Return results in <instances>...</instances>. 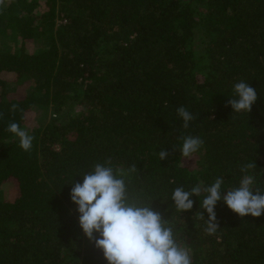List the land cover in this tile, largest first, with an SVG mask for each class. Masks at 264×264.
Instances as JSON below:
<instances>
[{
	"label": "trees",
	"instance_id": "trees-1",
	"mask_svg": "<svg viewBox=\"0 0 264 264\" xmlns=\"http://www.w3.org/2000/svg\"><path fill=\"white\" fill-rule=\"evenodd\" d=\"M29 4L0 5V264H108L70 199L82 174L108 158L114 168L136 166L126 177L130 197L153 200L192 264H264V213L240 217L218 201L220 228L208 235L198 218L207 219L203 193L181 213L171 200L176 187L217 177L225 194L245 163H256L264 188V0ZM7 73L23 94H10ZM240 81L257 91L249 113L227 103ZM35 105L59 113L28 132L26 152L6 129L23 128ZM180 106L196 117L188 129ZM181 135L204 143L185 157Z\"/></svg>",
	"mask_w": 264,
	"mask_h": 264
},
{
	"label": "clouds",
	"instance_id": "clouds-1",
	"mask_svg": "<svg viewBox=\"0 0 264 264\" xmlns=\"http://www.w3.org/2000/svg\"><path fill=\"white\" fill-rule=\"evenodd\" d=\"M5 0H0L3 5ZM234 98L227 103L233 112L251 111L257 100V91L248 82L240 81L233 86ZM17 105L11 106L15 111ZM183 120L182 127L188 129L196 117L185 106L176 109ZM6 131L19 138V146L28 152L32 148L33 136L16 122H11ZM178 139L182 145L178 150L188 157L197 152L204 141L199 136L181 135ZM177 150V148H173ZM169 156L165 149L159 151L160 160ZM256 163L240 166L242 176L236 187L227 189L222 194L223 177H217L210 185L197 184L189 190L183 186L176 187L171 200L178 212L191 210L195 195L204 194L198 218L205 221L204 231L214 235L219 227L215 213L218 201L223 200L227 207L240 217L251 215L259 217L264 213V188L257 187ZM136 171V166L128 169L114 168L111 158L103 163L94 164L91 171L82 174V182L71 187L70 199L77 206L78 222L83 234L94 246L101 250L108 264H192L190 252L181 246L174 236L173 226L168 219L162 218L159 211L152 208V201L144 203L138 197H130L126 177ZM81 175V174H80Z\"/></svg>",
	"mask_w": 264,
	"mask_h": 264
},
{
	"label": "rangeland",
	"instance_id": "rangeland-1",
	"mask_svg": "<svg viewBox=\"0 0 264 264\" xmlns=\"http://www.w3.org/2000/svg\"><path fill=\"white\" fill-rule=\"evenodd\" d=\"M10 1L11 0H5V3H9ZM30 1H31V4H29V7L33 8V6L35 5V0H30ZM19 2L21 3V1ZM200 36H202V34ZM201 43H200V49L203 47V46L201 47ZM36 45L37 44L34 43L31 46L36 47ZM6 77L9 80V90H10L11 95L19 96L20 94H23L26 91L24 86H21L18 83H16L15 75L13 73H7ZM70 108H72V104L68 105L66 109H64V111L60 113L62 114L67 113V110H70ZM55 112L57 111L51 105L50 106H45V105L33 106V108L26 115V121L24 123L25 126L23 127V129L27 130L28 132H31L38 125L46 124L47 122L53 120L56 117Z\"/></svg>",
	"mask_w": 264,
	"mask_h": 264
}]
</instances>
